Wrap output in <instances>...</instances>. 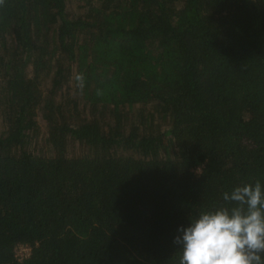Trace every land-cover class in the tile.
Returning a JSON list of instances; mask_svg holds the SVG:
<instances>
[{"label": "trees", "instance_id": "obj_1", "mask_svg": "<svg viewBox=\"0 0 264 264\" xmlns=\"http://www.w3.org/2000/svg\"><path fill=\"white\" fill-rule=\"evenodd\" d=\"M256 181L264 0H0V264H177Z\"/></svg>", "mask_w": 264, "mask_h": 264}, {"label": "clouds", "instance_id": "obj_2", "mask_svg": "<svg viewBox=\"0 0 264 264\" xmlns=\"http://www.w3.org/2000/svg\"><path fill=\"white\" fill-rule=\"evenodd\" d=\"M176 228L177 264H264V185L244 183Z\"/></svg>", "mask_w": 264, "mask_h": 264}, {"label": "built area", "instance_id": "obj_3", "mask_svg": "<svg viewBox=\"0 0 264 264\" xmlns=\"http://www.w3.org/2000/svg\"><path fill=\"white\" fill-rule=\"evenodd\" d=\"M18 249H21V250H22L21 252L25 251V253H23L22 255H21V254H17L19 257L27 256L28 253H29V250H28L26 247L19 246V247L17 248V250H18ZM17 250H16V253H17Z\"/></svg>", "mask_w": 264, "mask_h": 264}, {"label": "rangeland", "instance_id": "obj_4", "mask_svg": "<svg viewBox=\"0 0 264 264\" xmlns=\"http://www.w3.org/2000/svg\"><path fill=\"white\" fill-rule=\"evenodd\" d=\"M21 251H22L21 249H18L17 250V254H21L22 255L23 253H25V251H23V252H21Z\"/></svg>", "mask_w": 264, "mask_h": 264}]
</instances>
